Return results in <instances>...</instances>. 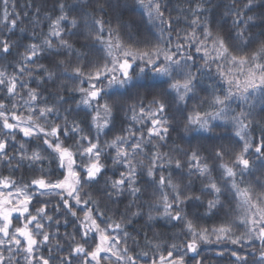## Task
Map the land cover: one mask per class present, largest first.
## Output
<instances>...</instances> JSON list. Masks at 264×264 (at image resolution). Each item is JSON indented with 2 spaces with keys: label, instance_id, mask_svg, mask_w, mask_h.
I'll list each match as a JSON object with an SVG mask.
<instances>
[{
  "label": "snow or ice",
  "instance_id": "6c2138e0",
  "mask_svg": "<svg viewBox=\"0 0 264 264\" xmlns=\"http://www.w3.org/2000/svg\"><path fill=\"white\" fill-rule=\"evenodd\" d=\"M211 2L0 0V264H264V0Z\"/></svg>",
  "mask_w": 264,
  "mask_h": 264
},
{
  "label": "trees",
  "instance_id": "16d2710c",
  "mask_svg": "<svg viewBox=\"0 0 264 264\" xmlns=\"http://www.w3.org/2000/svg\"><path fill=\"white\" fill-rule=\"evenodd\" d=\"M69 2H74V0H69ZM19 5L21 6L20 9L18 10H24L22 8V6L25 3H30L32 4V8L27 9V11H29L30 13L33 12L35 10L36 7L41 8L42 13L45 11H51L53 5H54V0H18ZM228 3V0H212V2L210 4L207 5V7H209L212 10L213 15L216 18H219V16L223 13L224 9H223V5ZM129 5H132V0H129ZM177 6L183 7V8H187L188 7V3L187 0H170V5L169 8L172 11V15L175 16L176 15V11L175 9L177 8ZM136 19H139V17L137 16ZM183 26V24H181V27ZM30 28V26H27ZM43 30L46 31L47 27H46V22H43ZM40 32V29H37V33ZM26 36L30 37L31 36V31L29 30L26 34ZM21 36V33L19 32V30L17 29L15 34L13 35V39H17L18 37ZM24 42H27L26 40ZM9 71H11V69H9ZM222 131V130H219ZM172 137L173 139H175L177 137V133H172ZM195 143V141L193 142ZM0 172H2L3 174H7V170L6 169H0ZM29 174L25 173V177L27 178ZM17 178H19V174H17ZM197 187H199V184H197ZM121 210L123 208V205L120 206ZM194 209L189 208V211H193ZM200 212H203V207H201ZM215 219L209 218L207 216H205L204 220L201 221V223H206L208 226H211L213 223H215ZM15 223V221H14ZM137 227H139V225H137ZM72 229L69 228L68 231H71ZM155 231H166V229H164L163 227L157 228L155 229ZM63 232V229H62ZM149 235H151V232H149ZM142 242V241H141ZM131 243V242H130ZM228 256L226 255L223 258H217V264H228Z\"/></svg>",
  "mask_w": 264,
  "mask_h": 264
}]
</instances>
